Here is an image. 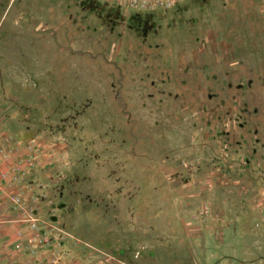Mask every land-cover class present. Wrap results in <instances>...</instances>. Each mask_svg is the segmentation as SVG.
Instances as JSON below:
<instances>
[{"label": "rangeland", "instance_id": "rangeland-1", "mask_svg": "<svg viewBox=\"0 0 264 264\" xmlns=\"http://www.w3.org/2000/svg\"><path fill=\"white\" fill-rule=\"evenodd\" d=\"M0 169V264H264V0H0Z\"/></svg>", "mask_w": 264, "mask_h": 264}, {"label": "built area", "instance_id": "built-area-1", "mask_svg": "<svg viewBox=\"0 0 264 264\" xmlns=\"http://www.w3.org/2000/svg\"><path fill=\"white\" fill-rule=\"evenodd\" d=\"M9 178H10V173L8 171L1 170L0 169V192L1 191H4V189H5L4 184L6 183V181ZM23 197L24 196H23V193L22 192H14L11 195V201H13L17 205H20L21 202H23ZM29 220H30V223H31V229L37 230L38 233H41V230L42 229L38 225V221H39L38 218H36V217H30ZM24 235H25V233L23 231H20L18 233V238L23 240ZM37 246L38 245H34V246H31V247H28V250H31L30 252L32 254V259L30 258V261L31 260L32 261H31L30 264H32L33 261H36L37 259H35V257L39 255V252L37 253V251H36V250H38ZM17 248L19 250H23L22 244L17 245ZM34 264H35V262H34Z\"/></svg>", "mask_w": 264, "mask_h": 264}, {"label": "crops", "instance_id": "crops-1", "mask_svg": "<svg viewBox=\"0 0 264 264\" xmlns=\"http://www.w3.org/2000/svg\"><path fill=\"white\" fill-rule=\"evenodd\" d=\"M7 213H8V212H7ZM7 215H8L9 221L12 222V220H11V213H8ZM16 225H17V224L14 223L12 226H11V225H10V226H11V228L14 230V229H16V227H15Z\"/></svg>", "mask_w": 264, "mask_h": 264}]
</instances>
